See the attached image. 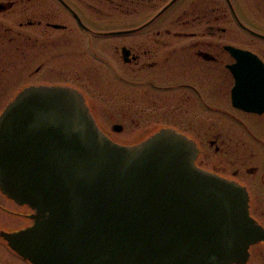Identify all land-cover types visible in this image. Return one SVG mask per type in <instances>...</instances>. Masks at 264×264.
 Wrapping results in <instances>:
<instances>
[{"label": "flooded vegetation", "instance_id": "obj_1", "mask_svg": "<svg viewBox=\"0 0 264 264\" xmlns=\"http://www.w3.org/2000/svg\"><path fill=\"white\" fill-rule=\"evenodd\" d=\"M29 86L77 90L122 145L162 128L191 139L263 234L223 264H264V110L232 98L254 89L264 106V0H0V115ZM34 215L0 188V264H34L4 236Z\"/></svg>", "mask_w": 264, "mask_h": 264}, {"label": "water", "instance_id": "obj_2", "mask_svg": "<svg viewBox=\"0 0 264 264\" xmlns=\"http://www.w3.org/2000/svg\"><path fill=\"white\" fill-rule=\"evenodd\" d=\"M254 89L235 106L261 111ZM195 143L162 128L133 145L110 139L80 92L20 90L0 115V188L35 210L4 234L34 264H223L262 232L245 188L198 168Z\"/></svg>", "mask_w": 264, "mask_h": 264}, {"label": "rangeland", "instance_id": "obj_3", "mask_svg": "<svg viewBox=\"0 0 264 264\" xmlns=\"http://www.w3.org/2000/svg\"><path fill=\"white\" fill-rule=\"evenodd\" d=\"M124 140H128L126 137H125V139Z\"/></svg>", "mask_w": 264, "mask_h": 264}]
</instances>
